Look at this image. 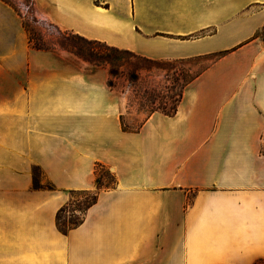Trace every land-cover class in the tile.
I'll use <instances>...</instances> for the list:
<instances>
[{"label":"crops","instance_id":"1","mask_svg":"<svg viewBox=\"0 0 264 264\" xmlns=\"http://www.w3.org/2000/svg\"><path fill=\"white\" fill-rule=\"evenodd\" d=\"M33 7L58 31L194 74L173 115L124 131L104 66L27 46L18 67L5 65L0 264L264 262V0ZM97 166L114 186L60 233L57 211L69 192L95 188ZM33 168L52 191L33 188Z\"/></svg>","mask_w":264,"mask_h":264},{"label":"rangeland","instance_id":"2","mask_svg":"<svg viewBox=\"0 0 264 264\" xmlns=\"http://www.w3.org/2000/svg\"><path fill=\"white\" fill-rule=\"evenodd\" d=\"M34 1L0 0V82L8 78L3 72L5 65L7 68L18 67L22 63L26 46L61 54L77 64L104 66L111 89L116 90L120 98L122 123L127 130H134L152 112L169 111L171 98L178 93L183 81L194 74L180 71L182 66L177 62L148 63L134 55L107 51L99 44H91L67 32L58 31L36 17ZM29 37L31 42H28ZM262 41L264 44V30ZM3 92L4 89L0 88V97H3ZM261 143L264 150V135ZM111 175L107 176L109 183L113 182ZM36 178L40 184L39 170ZM40 186L52 191L48 183ZM70 200V208H74L82 197L74 195L71 199L69 196L66 203Z\"/></svg>","mask_w":264,"mask_h":264},{"label":"trees","instance_id":"3","mask_svg":"<svg viewBox=\"0 0 264 264\" xmlns=\"http://www.w3.org/2000/svg\"><path fill=\"white\" fill-rule=\"evenodd\" d=\"M29 33V32H28ZM28 42H31L30 37L28 38ZM91 44H99L101 46H103L105 49H107V51H111V52H120V53H126V54H130V55H134L128 51H123V50H118L116 48L113 47H109L105 44H101L98 42H94V41H87ZM33 49H37L39 50V48H37L36 46H32ZM135 56V55H134ZM106 57L108 58V55H106ZM137 57V56H136ZM139 58V57H138ZM145 61H147L148 63H152L151 61H148L146 59H143ZM192 76L188 79L183 81V83L180 85L179 87V91L178 93L171 98V103L172 105L169 107V111H163L164 115L167 116H171L175 113L177 105L182 97V92H183V88L186 85V83H189L192 80ZM121 127L124 131H126L127 129L124 127V124L122 123V119H121ZM136 130V129H134ZM261 153L264 154V150L262 148ZM33 188L34 189H41L43 187L40 186V184L37 181L36 178V173L38 172L37 168H33ZM95 189L93 192H89V191H80V192H69V196L71 197V199L73 198V196L75 195H80L82 197V200L80 202H77L74 205V208H70V205L72 204L71 200L67 203H65L56 213L55 215V227L57 229V231H59L62 234H66L69 230L76 228L77 226H79L84 219V215L86 213V211L95 204L98 194L100 191L102 190H106V189H110L114 186L115 184V180L114 177L109 174L108 170L100 168L99 166H97L95 168ZM113 177V182L109 183L107 181V176ZM256 264H264L263 261H259Z\"/></svg>","mask_w":264,"mask_h":264}]
</instances>
